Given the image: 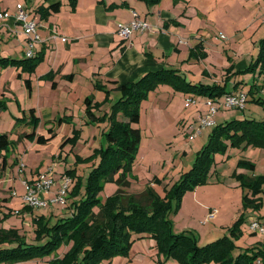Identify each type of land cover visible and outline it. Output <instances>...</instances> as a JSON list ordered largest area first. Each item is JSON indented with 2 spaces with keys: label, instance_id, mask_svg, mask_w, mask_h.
I'll list each match as a JSON object with an SVG mask.
<instances>
[{
  "label": "rangeland",
  "instance_id": "rangeland-1",
  "mask_svg": "<svg viewBox=\"0 0 264 264\" xmlns=\"http://www.w3.org/2000/svg\"><path fill=\"white\" fill-rule=\"evenodd\" d=\"M41 1L2 0L0 14L7 12L10 16H14L13 9L14 7L17 9L18 3L29 8L36 6L34 8L36 9ZM64 1L70 3V0ZM140 1L148 7V10L143 11L144 15L148 16L152 13V16L155 15L162 21V25L146 20L138 10L132 12L133 18L137 14L141 16L142 21L151 26V29L144 32L167 34L168 38L156 40L155 46L166 48L167 44V54L163 51L161 53L163 59L178 58L180 61L177 63L184 64L182 72L186 75H190L191 72L187 71L189 66L185 65V62L201 60L200 56L204 53L202 69L207 67L211 69L213 65L216 66L218 77L223 83L227 77V68L235 61L245 58L248 66L258 56L264 38V0H160L154 5ZM126 6L127 4H112L108 8ZM150 8L153 10L149 11ZM131 21L119 23L118 29L120 25L129 24ZM42 26L41 22L37 25V32L41 33ZM14 31L16 27L8 30L6 26L1 30L0 58L7 55L6 51L14 54L18 59L28 57L27 52L30 48L28 36L26 35L25 39L18 38ZM135 31L142 33L141 30H133ZM118 35L120 36L119 33ZM41 42L34 43L35 49ZM200 43L202 45L197 46ZM17 46L20 48L19 51L14 49ZM197 50L200 56L193 54ZM195 64L196 69L199 62H192L191 66ZM222 67H226L225 73ZM242 69L245 68H241L240 71ZM18 70L23 72L21 64L7 66L0 64V100L5 101L7 106L0 111V132L9 133L11 140L8 164L4 171L0 170V228L6 231L15 229L19 238L32 243L36 242L39 229L35 218L45 216L50 226L61 218L71 215L73 203L86 196L90 173L100 162L102 149L108 145L106 131L111 124L113 105L123 93L121 89L111 88V86L106 90H97L96 99L100 105L95 106L94 110L101 118L96 121H92L86 110L80 109L79 106H74L73 110H65L64 105L61 104L60 110H57L60 111L59 114L57 112V121L46 123V120H43L38 128V132L42 133H47L48 129L52 128L55 136L48 143L40 144L23 135L24 132L32 130L26 122L31 106L29 100L26 103L27 106H19L15 99L19 97L20 103L23 104V101L25 103L26 97L22 94V88L28 94V90L24 87L25 81L18 76ZM238 71L237 68V73L236 71L230 73L227 85L234 88L236 81H244L238 86L239 90L244 89L248 94L246 107L219 109L213 116L215 124L201 127V132L198 133L199 121L186 118L192 113L191 110L195 104L187 105L186 98L190 95L185 97L186 93L177 90L172 84H160L141 101L140 119L138 123H134V126L141 128L142 139L129 177L130 186L124 188L127 195H137L140 199L145 189L152 187L160 199L168 202L170 198H167V195L198 161L216 124L236 118L264 119V70L260 73V67H258L255 72ZM204 76L207 75L203 71L202 78H197L196 81L205 79ZM224 76L225 78L222 79ZM235 78L237 79L234 82ZM160 89L170 90L171 93L162 92L158 95L157 92ZM250 89L253 92H250ZM156 94L157 99H155ZM203 97L206 96L196 94L194 98L203 103ZM253 97L262 100L258 102ZM151 98L156 100L155 105L150 104ZM207 100L208 97L206 102ZM54 113H56L55 110ZM24 116L27 120L22 118L17 123L18 117ZM53 117L51 116V119ZM61 118L64 119L61 120ZM120 119L124 117L120 115ZM67 136H76L75 142L65 143ZM224 142L228 144L225 150L214 151L210 155L213 160L207 182L194 190L186 191L181 199L180 208L175 213L169 214V218L173 233L189 232L197 239L199 245H203L226 235L231 236L230 228L244 214L246 220L242 224L243 232L238 239H235L239 246V249L234 251L236 254L239 250L264 241L263 234L252 235L249 232L252 216L261 217L259 219L264 224V185L263 191L257 195L262 205L259 208L245 207L243 196L247 193L252 196V192L242 185V180L239 178L241 174L251 177L264 175V147L246 146L245 143L232 144L231 139ZM241 158L252 160L256 165L255 168L239 166L238 162ZM15 160L19 163L14 164ZM22 163L25 167L20 171ZM39 173H46L48 178L54 180L51 188L42 194V199L54 201L47 207L31 208L24 199L27 193V182L38 178ZM121 174L122 171L117 172L115 178H119ZM66 177L73 179L65 195L66 202L57 201L61 184ZM76 185L79 191L72 196V190ZM199 187H201L200 190L196 191ZM119 188L117 181L106 182L100 196L105 199L115 194ZM173 195L174 193L170 197ZM170 200L175 206L174 200ZM144 203L148 202L144 201ZM218 214L220 218L216 217ZM232 219L233 222H231ZM227 223L229 227H222ZM158 244L157 238L150 235L135 238L128 254L116 255L101 264H181L175 258L166 260ZM68 248L69 246H62L58 250L59 255H63ZM56 255L57 253H54L15 264H50Z\"/></svg>",
  "mask_w": 264,
  "mask_h": 264
},
{
  "label": "trees",
  "instance_id": "trees-1",
  "mask_svg": "<svg viewBox=\"0 0 264 264\" xmlns=\"http://www.w3.org/2000/svg\"><path fill=\"white\" fill-rule=\"evenodd\" d=\"M143 1L151 5L160 2V0ZM70 3L74 9L76 0H70ZM27 8L29 9V7ZM60 8L61 1H57L49 5L42 4L38 6L37 10L41 18H47L51 13L58 12ZM201 45L202 43L197 46ZM193 54L200 56L198 50ZM203 55L204 53L201 54V59ZM42 59L43 56L40 55L23 59L5 56L0 58V64L5 66L21 64L24 72L32 73ZM258 67H260V73L263 72L264 38L255 60L244 70L238 72H255ZM233 69V64L227 68V77L223 83H194L178 69L162 67L145 73L137 80L116 86L121 89L123 94L113 105L110 116L111 124L106 131L108 145L102 149L101 160L90 173L86 196L73 203L71 215L61 218L50 226H48L45 216L41 215L35 218L39 226L36 242L31 243L19 238L15 229L6 231L0 228V264H15L54 253L57 255L50 261V264H101L116 255L128 254L135 238L147 235L157 238L160 252L164 253L166 260L175 258L181 264L211 262L217 264H264V241L234 254V251L239 249L235 239H238L243 232L242 224L246 220L244 214L230 228L231 236L226 235L203 245H199L197 239L189 232L173 233L172 222L169 218V214L175 213L180 208L181 199L186 191L194 190L197 186L207 182L213 160L210 155L214 151L225 150L228 146L224 142L225 140L231 139L232 144L245 143L246 146L264 147V119L236 118L216 124L198 161L167 195V198L174 200L175 206L172 205L170 199L168 202L160 199L152 187H147L140 199L137 195H127L124 190L125 187L130 186L129 177L142 139L141 128L134 126V123H138L140 119L141 101L163 83L172 84L177 90L185 93L199 94L212 99L219 98L224 94L237 91V89H228L227 87L228 76ZM242 82L244 81H236L234 87L238 88ZM25 83L29 88L31 87L30 79H26ZM97 87L107 89L100 83L97 84ZM250 92H253L252 89ZM255 100L259 102L262 99ZM85 103L87 115L91 120H99L101 116H98L94 110L95 106L100 105L99 102H94L93 96H87ZM6 107L5 101L0 100V111ZM120 115L124 119H120ZM22 118L27 120L26 116L18 117L17 123ZM63 119L61 118V120ZM26 122L32 127V130L24 132L23 135L33 141L46 144L55 136L52 128L49 129L48 136L37 132L41 119L35 108L29 110V118ZM75 137L67 136L65 143L75 142ZM10 143L9 133L0 132L1 171H4L8 164ZM18 163V160L14 161V164ZM238 165L250 169H254L256 166L248 158H241ZM120 171L122 174L116 179L115 174ZM239 178L242 180V185L252 192V196H249L248 193L243 196L245 207L259 208L262 202H259L260 198L257 195L263 191L264 175L251 177L241 174ZM109 181H117L120 188L115 194L102 199L101 191L105 183ZM78 191V185H76L72 190V196L76 195ZM173 193L174 195L170 197ZM144 201L148 203H144ZM249 231L252 235L257 234L250 229ZM62 246H69V248L63 255H59L58 250Z\"/></svg>",
  "mask_w": 264,
  "mask_h": 264
},
{
  "label": "crops",
  "instance_id": "crops-1",
  "mask_svg": "<svg viewBox=\"0 0 264 264\" xmlns=\"http://www.w3.org/2000/svg\"><path fill=\"white\" fill-rule=\"evenodd\" d=\"M57 1H61L60 10L51 13L47 18H41L37 10L38 6L47 5V3L49 5ZM112 4H127V6L109 9L108 7ZM64 6L65 9H63ZM34 8L32 6L29 8L31 16H36L39 23L41 22V26L43 23L42 29H40L41 33L38 31L42 42L36 48V55L43 56V59L32 73L18 70V76L21 80L30 79L31 87L29 88L24 82V87H26L29 94L22 88V94L26 97L25 103L23 101V104H21L19 97L15 99L19 106L26 105L29 100L31 106L29 108H35L41 119L39 126L43 120H46V123L53 122V120L57 121V112L58 114L60 112L57 110H60L59 106L61 104L64 105L65 110H73L74 106L86 110L85 99L87 96H93L94 102L98 101L96 99V92L99 90L98 83L106 88L110 86L116 88L120 84L137 80L145 73L162 67L178 69L180 73L195 83H222L218 77L216 66L211 65L212 70L209 67L202 69L204 59L185 62V65L189 66L187 71L191 72L190 75L182 72L184 64L182 62L181 64L177 63V61H180L178 58L164 60L161 53L163 51L167 54L166 48L168 45L166 44L167 47L162 48L159 45L155 46V43L156 40L163 37L167 39V34L135 31L129 39L121 38L118 35V24L131 21L134 10H138L141 16H145L146 20L162 25V21L157 16H152V13L148 16L144 15L143 11L148 10V7L140 0H76L74 9L69 2L67 3L64 0H47L46 2L42 0L37 4V8ZM13 10V13H15L16 7ZM151 10L153 9L150 8L149 11ZM0 19V32L6 26L8 30H13L16 27L15 36L21 39L22 37L26 38L21 25L14 16ZM62 37H67L68 40L63 41ZM14 49L20 50L18 46ZM6 53L8 57H16L7 51ZM192 62H199L196 69V64L191 66ZM233 65L234 69L231 73L237 71V68L239 70L246 68L247 62L244 58L235 61ZM222 68L223 73H225L226 67ZM203 71L208 77L204 76L205 79L196 81L197 78H202ZM224 78L225 76L222 77V79ZM236 79H234V82ZM227 87L228 89H237V91L242 90H239V87L230 88L228 85ZM162 92L171 93L170 90L163 91L160 89L157 94L159 95ZM157 94L155 99L158 98ZM189 95L195 97V94H184L185 97ZM202 101L203 103L197 101L198 104L193 106L192 113L186 118L198 121L199 116L207 112L206 97H203ZM150 104L155 105L156 100L151 98ZM54 110L56 113H54ZM51 116L54 117L51 119ZM38 133L49 135L48 132L42 133L39 131ZM200 188L196 191H199ZM216 217L220 218V214ZM253 218L257 217L252 216ZM231 222H233V219ZM222 227H229V223Z\"/></svg>",
  "mask_w": 264,
  "mask_h": 264
},
{
  "label": "built area",
  "instance_id": "built-area-1",
  "mask_svg": "<svg viewBox=\"0 0 264 264\" xmlns=\"http://www.w3.org/2000/svg\"><path fill=\"white\" fill-rule=\"evenodd\" d=\"M9 16L10 14L7 12L3 13V15L0 14L1 18H7ZM14 16L17 22L21 25L22 32L29 38L30 48L27 52V56L34 57L36 55L34 43L36 41H42V38L37 32V25L39 24V19L36 16L31 17V13L27 6L21 3L17 4V9ZM148 29H151V26L146 22L142 21L140 17L136 14V16L132 19L129 24L119 26L118 33L122 38L127 39L131 36L133 30H141L142 32H144ZM62 39L64 41L68 40L67 37H62ZM186 101L187 105L198 103L194 97H188L186 98ZM247 102L248 94L245 91H236L233 93L224 94L219 98L208 99L206 102L208 106L207 112L201 114L198 118L200 126L197 129V133L201 132V127L212 126L215 124L213 116L219 109H244L246 107ZM24 167L25 165L22 163L20 165L19 170H24ZM70 181H73V179L70 177L64 178L60 187L57 201L66 202L65 195H67L68 193ZM53 184L54 180L48 178L46 173H39L38 178L33 179L31 182H27V193L24 197L25 201L31 208H42L49 206L54 200L42 199V194L45 190H49ZM249 229L252 232L264 235V224L258 218L251 219Z\"/></svg>",
  "mask_w": 264,
  "mask_h": 264
}]
</instances>
